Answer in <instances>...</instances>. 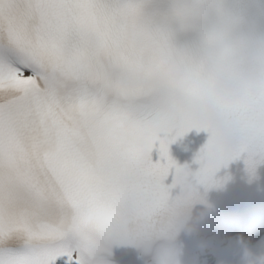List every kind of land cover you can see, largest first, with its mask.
Here are the masks:
<instances>
[{
    "label": "snow or ice",
    "instance_id": "obj_1",
    "mask_svg": "<svg viewBox=\"0 0 264 264\" xmlns=\"http://www.w3.org/2000/svg\"><path fill=\"white\" fill-rule=\"evenodd\" d=\"M143 4L0 0V264H86L130 190L167 199L169 145L192 129L206 172L235 158Z\"/></svg>",
    "mask_w": 264,
    "mask_h": 264
},
{
    "label": "clouds",
    "instance_id": "obj_2",
    "mask_svg": "<svg viewBox=\"0 0 264 264\" xmlns=\"http://www.w3.org/2000/svg\"><path fill=\"white\" fill-rule=\"evenodd\" d=\"M172 9L181 27L195 34L193 42L177 46L167 29L170 51L179 54L175 71L211 121L217 142L236 153L232 161L244 158L251 181L264 164V120H254L264 116V26L242 11L236 0H172ZM202 159L200 151L195 171L180 166L167 186V199L154 207L130 190L86 264H113L114 245L152 254V264H183L177 237L195 230L193 206L207 204V192L228 179L217 177L219 169L206 172ZM177 187L179 194L173 197ZM157 240L164 243L153 252ZM245 264H264V256L253 257L245 248Z\"/></svg>",
    "mask_w": 264,
    "mask_h": 264
}]
</instances>
